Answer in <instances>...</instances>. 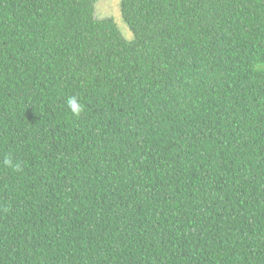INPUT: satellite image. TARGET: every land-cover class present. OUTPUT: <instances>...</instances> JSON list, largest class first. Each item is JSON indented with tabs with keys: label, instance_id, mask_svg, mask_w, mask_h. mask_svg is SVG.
Returning a JSON list of instances; mask_svg holds the SVG:
<instances>
[{
	"label": "trees",
	"instance_id": "trees-1",
	"mask_svg": "<svg viewBox=\"0 0 264 264\" xmlns=\"http://www.w3.org/2000/svg\"><path fill=\"white\" fill-rule=\"evenodd\" d=\"M95 3L0 0V264H264V0Z\"/></svg>",
	"mask_w": 264,
	"mask_h": 264
},
{
	"label": "rangeland",
	"instance_id": "rangeland-1",
	"mask_svg": "<svg viewBox=\"0 0 264 264\" xmlns=\"http://www.w3.org/2000/svg\"><path fill=\"white\" fill-rule=\"evenodd\" d=\"M97 19L113 18L127 40L134 38L131 29L125 23L121 13V0H95Z\"/></svg>",
	"mask_w": 264,
	"mask_h": 264
},
{
	"label": "clouds",
	"instance_id": "clouds-1",
	"mask_svg": "<svg viewBox=\"0 0 264 264\" xmlns=\"http://www.w3.org/2000/svg\"><path fill=\"white\" fill-rule=\"evenodd\" d=\"M66 105L74 116L79 117L84 112V105L75 95H71L67 98ZM4 164L16 171H20L22 167L20 162L14 161L10 155L5 157Z\"/></svg>",
	"mask_w": 264,
	"mask_h": 264
}]
</instances>
